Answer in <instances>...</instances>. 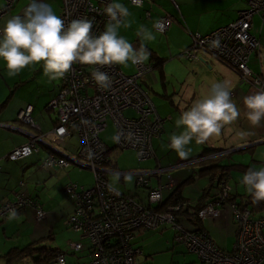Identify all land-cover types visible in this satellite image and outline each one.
<instances>
[{
  "label": "built area",
  "instance_id": "1",
  "mask_svg": "<svg viewBox=\"0 0 264 264\" xmlns=\"http://www.w3.org/2000/svg\"><path fill=\"white\" fill-rule=\"evenodd\" d=\"M17 0H6L1 15L9 12ZM247 8L239 11L238 17L213 31L193 35L192 44L183 52L187 59L198 60L199 52L206 51L238 70L244 82L251 83L264 91V73H255L249 65L250 59L261 48V38L255 34L256 17L260 31L264 29V0H246ZM111 0H63L61 17L67 25L72 19L88 18L93 21L92 34L99 35L108 22L103 9ZM132 2V0H131ZM133 4V3H132ZM135 5V4H133ZM144 5V0L139 7ZM136 6V5H135ZM147 16L151 11L146 12ZM174 18L165 15L156 23V29L164 33ZM1 29V28H0ZM2 34V33H0ZM135 72L127 74L120 65L104 66L101 71L109 74L111 84L102 89L92 78L97 65L74 64L72 69L61 77L58 94L49 103V108L57 114L53 130L47 135H37L32 142L14 149L11 160H19L37 152L38 141L44 137L54 147L43 159L44 167L61 169L70 165V160L61 152L89 166L95 176L94 185H84L69 181L64 189L75 200V209L67 217V223L75 231L83 233L90 243L91 264H136V258L143 253L137 244L138 232L143 229L156 230L169 225L175 231V241L183 244L188 251L198 255L205 264H264V212L253 210L251 206H242L233 201L232 210L237 224V240L233 250L220 248L209 233L203 229L191 228V218L198 210L184 201L169 204L164 211L156 209L164 197V188L174 186L169 170L172 166L158 165L154 169L135 170L138 186L149 188L148 202L145 203L130 193L115 187L109 175L121 171L110 167L114 161V148L101 138V132L112 119L116 126L115 147L136 150L140 162L156 156L154 139L159 137L166 118L160 116L152 96L144 86L143 78L154 65L149 62L134 64ZM133 109L135 115L125 111ZM34 106L29 104L19 113V119L31 126H37L33 115ZM78 138V146L73 140ZM70 148L72 153L60 149ZM126 172H123V174ZM167 174L169 183L152 186L151 176ZM228 180H220L223 187L220 196L231 194ZM227 185V186H225ZM219 198V197H218ZM21 208H33L38 220L47 217L45 208L36 199L20 192L14 199L0 205V216H9L10 210L17 212ZM218 207L205 205L199 217L216 213ZM198 213V212H197ZM85 242L72 243L74 251L83 250ZM137 244V245H136ZM55 264H69L67 254L59 252Z\"/></svg>",
  "mask_w": 264,
  "mask_h": 264
},
{
  "label": "crops",
  "instance_id": "2",
  "mask_svg": "<svg viewBox=\"0 0 264 264\" xmlns=\"http://www.w3.org/2000/svg\"><path fill=\"white\" fill-rule=\"evenodd\" d=\"M30 2L31 0H17L9 12L1 15V9L6 4V0H0V24L3 26L9 17L22 14L23 10ZM44 2L51 5L53 11L57 15V10L59 9L61 16L63 0H44ZM116 2L124 4L130 13L128 17L124 18V23L121 24V27L118 30V35L123 36L130 43H132L134 48H139L141 45H143L146 46L151 52V56L146 62L153 63L154 69L144 77L143 82L145 86L149 88V92L160 116L164 118L170 116V113L176 109L174 108L176 102H179L178 104L184 103L186 108L191 107L192 104L199 99V94L201 91L204 89L205 91L208 90L206 86L201 85L199 81H201V83H206V76L216 74L217 79L215 81L213 80L212 84L217 82H227V85L231 91V98L236 103V106L240 112V115L236 120L235 129H232L230 125H228L227 135H229L230 140L225 144L231 146L232 149H224L226 150L225 152L233 153L235 152L233 149L240 145H245L250 142L264 139V120L261 121L259 126H253L247 119V113L249 110L244 104V98L259 92V89L251 83L244 82L238 70L218 59L209 52L200 51V61L187 59L183 56L184 50L192 44L193 35L195 33L199 32L206 34L220 26L234 21L238 17L239 11L247 8L248 5L246 0H144V5L142 7L133 5L131 0H116ZM147 11H151L150 16L146 15ZM165 15L173 16L174 20L170 27L164 33H162L157 31L156 23L159 18ZM255 21L256 24L254 32L260 36L262 44L258 52H255L252 55L249 65L255 73L260 74L264 73V29H262V31H257L259 24L258 17H256ZM125 23L129 24L130 26L125 27ZM141 27L149 30L154 36V39L148 40L143 38L142 35H138ZM157 58H162L163 62L157 63ZM120 67L127 74H132L135 72V66L131 63V61L120 65ZM213 70H216L214 74L212 72ZM207 71L210 74H208ZM18 75H9L5 63L1 62L0 60V105L6 103L3 109L0 107V205L10 199H14L18 193L25 192L29 195H32L33 197H36V201L40 203L47 211V217L45 219L38 220L33 208H21L17 211L18 215L15 219L10 220L8 219V216L2 217L0 219V231L3 235H6L10 238L13 233L16 232L15 229L17 228V234L19 232H24L25 236L27 237L22 238L21 241L14 239L5 241L4 245L0 242V256H3V254L12 248V246L24 247L25 245L41 238L43 243L46 242V239H44V225L54 228L53 219L57 214L56 211H58L56 208L60 207V211L65 212L68 217L75 209V202L70 196L71 204H68L67 206L65 203H63V205L54 199H44V176L47 175L46 178H49L48 180H57L58 177L65 178L64 175L67 174V181L65 182L66 185L72 180L73 175H77L78 173L70 170L72 167L71 164L74 165V169L78 168L79 166L82 167L72 160L70 161V165L63 169L59 167H56L52 170L46 169L42 159L47 156L52 148H49L46 144H44V137H42V139H40L37 143L39 150L34 152V154L31 156L24 157L19 160H11L9 158V154L14 149L32 142L33 137L31 135H47L51 130H53L57 121V114L49 108V103L59 92V82L61 78L52 80L46 76L43 71V62L29 65L28 67L24 68L23 71L21 70ZM193 79H197L196 85L193 84L194 81L190 82ZM180 98L184 102H181ZM29 104H33L34 106L33 115L37 120V126H31L20 120L18 117L20 111ZM44 112H47L50 116V122L44 118ZM164 130L165 125L161 135L155 138V158L147 160L148 163H145L142 169L150 170L154 169L158 165H161L158 153L162 152L161 149L163 150V147L167 148L170 146V144H167V137ZM169 138H171V135ZM45 141L49 143L47 139H45ZM60 146V149L64 151L66 150L64 149V145ZM196 147L197 146L190 147L191 152L196 150ZM67 149L68 150L66 151L68 153H72L70 148ZM215 150L216 149L214 148L205 149L202 152L205 154L207 152L213 153L219 151ZM246 150H250V152L253 154L252 162H250V164L256 165L257 163L264 161V145L261 144ZM204 154H202L200 157L188 156L184 159L180 158L182 160H180L178 163L168 165L172 166L169 172L172 175L174 186H166L164 188V197L162 202H165L167 198L170 197L174 192H178L181 193V195L184 197V200H188L190 206L192 207V205L199 204V202L202 201L203 197L206 195L208 196L203 201L211 202L212 199L214 200L215 198L213 196L220 192L218 190V184L223 177H226L228 180V185H231L230 180L233 177L232 173L238 169H224L223 167L229 164L238 163V161L213 164V162L209 163L207 161L208 156H205ZM218 155L219 153L217 156ZM38 160H42V164L39 162L40 166L38 168L36 167L33 171L26 170L30 167V165L33 166L32 164ZM193 162H197L196 168L189 166L190 163ZM35 165L38 166L37 164ZM110 167L119 169L118 161L115 158L110 164ZM203 167H209V169L201 172L200 170ZM49 171H55L58 173V177L54 176L50 178L51 176L48 173ZM132 172L134 171L127 170L126 173L120 174V183L125 180L124 176L126 174H132ZM212 172L213 175L212 178H210L209 176ZM34 173H38V176L35 178H33L35 175ZM187 173L192 175L183 181ZM195 173L200 177H209L210 182V184L201 191V196L197 202H193L183 192L185 184L192 183L196 180L194 177ZM114 174L118 173L114 172L110 175ZM155 176L156 175L151 176L152 186H157L160 184L166 185L169 183L168 176L164 173L159 177L157 176V183L154 184L152 182V178ZM31 178L38 180H36L37 183L35 186H33V190H31L30 187L31 182L27 181V179L30 180ZM124 186V188L119 189L125 193L127 192L132 194L137 199L145 203L148 202V187L136 185V188L133 190L132 188L127 187L125 183ZM140 187L146 188V190H148L145 196L141 194L142 192L139 190ZM178 187L180 188L178 189ZM230 188L232 201L242 202L243 199L247 198L246 194H235L232 187ZM177 189L178 191H176ZM218 212V216L211 219H221L225 213L230 214L232 218L231 221L235 227V234H237V222L230 208L227 205L221 204L218 206ZM209 219L210 218L204 219L203 224L200 223V225L196 224L195 219H191L189 225L193 229L199 228L207 231L220 248L227 250L226 244L216 241L212 236V231L207 225ZM192 225L197 227H192ZM168 227L169 226H163L157 229L156 232L160 230L163 231ZM144 231L152 230L141 229L138 232L136 242L138 240L140 242L141 238H146L145 236L148 233ZM10 233L11 236L9 235ZM81 236L82 235H80V238L76 241L83 240ZM139 244L143 249L142 241ZM22 262L25 264H34L30 257L25 258L22 260ZM7 263L10 264L8 261Z\"/></svg>",
  "mask_w": 264,
  "mask_h": 264
},
{
  "label": "clouds",
  "instance_id": "3",
  "mask_svg": "<svg viewBox=\"0 0 264 264\" xmlns=\"http://www.w3.org/2000/svg\"><path fill=\"white\" fill-rule=\"evenodd\" d=\"M132 3L139 7L142 0H132ZM103 11L108 22L99 35H93L91 19H72L66 25L51 5L44 0H31L22 14L9 17L0 29V60L4 61L11 76L18 75L29 65L43 62L44 74L52 80L63 77L74 64L97 65L99 67L92 72V78L102 89H107L111 79L101 68L123 65L128 61L141 64L149 59L151 52L143 45L134 48L132 43L118 35L124 18L130 15L124 4L111 0ZM124 26L130 25L125 23ZM138 35L154 39L152 33L143 27ZM244 104L249 110L247 119L253 126H259L264 120V91L246 96ZM239 115L227 82L214 83L208 95L182 112L176 125L185 130L171 136L170 147L180 158H187L191 152L187 146L193 139L203 143L213 135H219L224 126L235 122ZM126 179L131 182L132 177ZM241 183L254 203L264 200V167L258 170L249 168ZM17 215L12 209L8 219H15Z\"/></svg>",
  "mask_w": 264,
  "mask_h": 264
},
{
  "label": "rangeland",
  "instance_id": "4",
  "mask_svg": "<svg viewBox=\"0 0 264 264\" xmlns=\"http://www.w3.org/2000/svg\"><path fill=\"white\" fill-rule=\"evenodd\" d=\"M54 6H56V5H54ZM57 12H58V15H60L59 9L57 10ZM0 28L1 29L3 28V26L1 24H0ZM257 31H260V23L258 24ZM263 32H264V30H263ZM1 62H4V61L1 60ZM208 70L211 71L210 69H208ZM22 71H23V69H22ZM127 72H129V71H127ZM212 72L214 74V72H216V70H213ZM208 74H210V73L208 72ZM216 76H217L216 74L206 76L207 77L206 83H201V81H199L201 85H205L206 88L208 89L207 91H205V89L201 91V93L199 94V99L205 97L206 95H208L210 93L212 82H213V80L215 81L217 79ZM18 77H19V75H18ZM220 79H222V78H220ZM190 82H193V84L196 85L197 79H193ZM59 83H61V80ZM180 101L184 102L181 98H180ZM178 103L179 102L175 103L174 108H176V109L170 113V116H167V118H166L167 121L165 122V130L164 131H165V135L167 137L166 138L167 144H170V138H169L170 135L172 136V134H174V133L179 134L180 132L185 130L183 126L177 127L176 121L180 118L182 112L185 110H188L190 107L186 108V105L184 103H182V104H178ZM125 113L127 115H135L136 111L133 109H127L125 111ZM44 115H45L44 118L48 122H50L51 119H50V116L48 115V113L44 112ZM235 126H236V121L233 122L232 124H230V127L232 129H235ZM231 128H230V131H231ZM227 130H228V125H225L224 128L221 130V133L219 135H213L212 137H210L208 140H206L203 143H197L196 140L193 139L192 142L187 147L190 148L192 146H197L196 148L198 150L196 148H194L196 150H193L192 152H190L189 156H194V157L199 156L200 157L202 154H204L202 152L203 150L214 148V149H216L215 151H217V150H219V151L213 152V153L207 152L204 154L205 156H208L207 161L209 163L213 162V164H217V163H229V162H233V161H238V162L248 164V163L252 162L253 154L250 152V150H242V151H237V152L235 151L233 153H226L225 152L226 150L232 149L231 146H228L225 144V143H227V141L230 140L229 135H227V133H228ZM115 131H116L115 123L112 119H109L108 120V126L104 130H102V132H101V138L110 147L114 148L115 159L118 161V167H119L120 171L126 172L127 170L128 171H135V170L142 169L144 167V164L148 163V161L145 160V161L140 162L138 159V154H137L136 150H134V149H131V148L120 149V148L115 147V140H114ZM73 141H74V144L76 146H73L72 148L76 151L77 146H78V138L75 136L73 138V140H71V142H73ZM154 142H155V139H154ZM262 145H264V144H262ZM224 149H226V150H224ZM161 151L162 152L158 153V156H159V159H160L159 161L161 162L162 166L173 165L175 163H178L180 160H182V159H180V157L178 156L176 151L172 150L170 146H168L167 148L163 147V150L161 149ZM211 151H213V150H211ZM218 153H219V155L217 156ZM42 160L35 161L34 164H32L33 166L30 165V167L27 168L26 170L27 171L35 170L36 167L38 168L40 166L39 162L42 164ZM199 163H201V162H199ZM35 164H37L38 166H36ZM71 165H72V167L70 168V170L74 171V172H78L77 175H73L72 181H76V182H79L80 184H85L87 186L95 184L96 176L91 169L80 167V166L78 168L74 169V165L73 164H71ZM196 165H197V162H193V163H190L189 166L192 168H196L197 167ZM185 166H188V165H185ZM255 166L257 169L264 167V161L257 163ZM46 169L52 170L50 168H46ZM215 169H217V168H215ZM48 173L51 176L50 178H52L54 176L58 177V173H56L55 171L54 172L49 171ZM120 174L121 173L110 175L112 183L114 185H116L118 188H124L125 187L124 183H125L127 187H130L134 190L136 188V185H137V176L132 175V174H126L124 176L125 180L122 181V183H120V179H121ZM165 175H166V173H165ZM190 175H192V174L187 173L185 175V178L183 179V181L185 179H187ZM212 175H213V172L210 174L209 177L212 178ZM232 175H233V177L230 180L231 181L230 187H232L233 192L235 194H237V193L246 194L247 193L246 188L241 183L242 178H243V173L239 172V170H237V171H233ZM36 176H38V173H36L33 178H35ZM128 176L132 177L131 182H129L126 179V177H128ZM46 177H47V175L44 176V199H49V200L54 199L56 201H59L61 204L65 203L66 206L68 204H71V198L65 192V189H64L65 182L67 181L66 180L67 174L64 175L65 178H62V177L59 178L58 177L57 180H48L49 178H46ZM194 177L196 180L192 183L185 184V186L183 188V192L193 202H197L199 197L201 196V193H202L201 191L204 188H206L210 184V182H209V177H205V176L200 177V176H197L196 173H195ZM27 178H29V177H27ZM33 178H31L30 180L27 179V181L31 182V184H30L31 190H33V188H34L33 186H35L37 183L36 182L37 179L35 180ZM190 178H192V177H190ZM152 179H153L152 182L154 184L157 183V176L153 177ZM225 186H227V185H225ZM222 189H223V187H221V183L219 182L218 190L222 191ZM139 190H140V192H142L141 194L143 196H145L147 194V191H148V190H146V188H143V187H140ZM212 191H214V190H212ZM225 193H226V189L224 188L223 197H221L219 195L218 196L219 198H216V199L212 200L211 202L203 201L207 198L208 195H206L205 197H203V200L201 201V203L205 204L206 206L208 203L213 204L215 206V208L220 206L221 204H224V205H227L230 208V210L233 212V210H232L233 201L231 199L232 194L224 195ZM183 201H184V203L189 204L188 200H183ZM63 205H60V206H63ZM203 208H205V206ZM57 209H58V211H56L57 214L54 216L55 218L53 219L54 220V223H53L54 228H51L50 226L44 225V237L46 239L45 244L49 245L52 248L61 249L60 252H65L67 254V259H68L69 264H91L92 255H90V249H89L90 243H89V241H87V239L83 236V233H80L79 231H75L72 227H70L67 223V214L65 212H61L60 207H57L56 210ZM202 209L198 210L197 211L198 213L195 212L193 215L188 214V216H190L192 219H195L196 224H199V225H200V223L203 224L204 219L210 218L208 220L207 225L212 231V236L214 237V239L216 241H219V242H222L223 244H226L227 250L231 251L234 248L235 241H236L235 227L231 221L232 220L231 215L225 213V215L222 216L221 219H219V218H216L215 220L211 219V218H215L218 216L219 212L216 211V213L208 214V215L204 216L203 218H201V217H199V212ZM1 218L2 217L0 216V219ZM190 221H191V219H190ZM167 226H169V225H167ZM192 227H197V226L192 225ZM16 229H15L16 232L13 233L12 236H11V233L9 234L11 236L10 238L6 235H3L2 232L0 231V242L4 245L5 241H10L12 239L21 241L22 238L27 237V236H25L24 232H19L17 234L18 230H16ZM144 232L148 233L145 236L146 238H141L144 252L137 256L136 264H189L193 261L196 262L197 264H201V260L197 254L188 251V249L183 244L175 241V231L171 227H168V228L164 229L163 231L160 230L157 232L156 231H144ZM80 235H82L81 238L83 239V241L84 242L86 241L84 244V248L81 251L80 250L74 251V249L72 248V243H73V241L78 240L80 238ZM27 241H29V240H27ZM137 242H138V245L140 246L139 240ZM12 247H14V246H12ZM54 261L55 260L50 261V262L45 263V264H55ZM0 264H8L6 258H4L3 256H0ZM13 264H25V263L20 261V262H15Z\"/></svg>",
  "mask_w": 264,
  "mask_h": 264
},
{
  "label": "trees",
  "instance_id": "5",
  "mask_svg": "<svg viewBox=\"0 0 264 264\" xmlns=\"http://www.w3.org/2000/svg\"><path fill=\"white\" fill-rule=\"evenodd\" d=\"M157 59H158L157 60L158 61L157 63L163 62V59L162 58H160V59L157 58ZM149 63H151V62H149ZM155 65H157V64H155ZM143 81H144V78H143ZM144 86H145V84H144ZM147 89L149 90V88H147ZM5 105H6V103L0 105V107L3 109L5 107ZM214 167H216V166H214ZM223 168L224 169L236 168L239 171H241L243 174L249 168H255V169H257L256 166L253 165V164H250V163L246 164V163H242V162L229 164V165L224 166ZM208 169H209V167L208 168L203 167L200 171L203 172V171H206ZM109 177H110V175H109ZM179 188L180 187H178V189ZM178 189L176 191H178ZM220 194H221V191L217 195L219 196ZM217 195H214L213 197L216 199V197H218ZM246 196H247L246 199H243L242 202H239L242 206H248L249 205V206H251L253 208V210H256L257 212H260V213H263L264 212V200H261L259 202H255L254 203L253 202V197L251 196V194L246 193ZM34 198H36V197H34ZM183 200H184V197L181 195V193L174 192L170 197L167 198V200L165 202H162L161 204L157 205L156 206V209L158 211H164L169 204H177L179 202H182ZM74 202H75V200H74ZM204 206H205V204L201 203V201H200L199 204L192 205V208H195L196 210H200ZM186 219L189 220V219H192V218H189L188 217ZM187 223H188V226H189V222H187ZM147 230H149V229H147ZM150 230H152V229H150ZM156 230H152V231H156ZM60 251H61V249H59V248H52L49 245L43 243L42 238H41V239H38L36 241H33V242L25 245L24 247H19V246L12 247L9 251H7L5 254H3V257L6 258V260L10 264H13L15 262H20V261L24 260L27 257H30L32 259V262L34 264H45V263H48L50 261L55 260L56 256L58 255V253ZM67 261H68V259H67ZM189 264H197V263L196 262H191ZM201 264H205V263H203L201 261Z\"/></svg>",
  "mask_w": 264,
  "mask_h": 264
},
{
  "label": "water",
  "instance_id": "6",
  "mask_svg": "<svg viewBox=\"0 0 264 264\" xmlns=\"http://www.w3.org/2000/svg\"><path fill=\"white\" fill-rule=\"evenodd\" d=\"M200 60H201V57H200L198 60H195V61H200ZM30 135H31V134H30ZM31 136H32L33 138L36 137V135H31ZM42 141H43V140H42ZM44 144H46L49 148L54 149V147H53L51 144L47 143L45 140H44ZM261 144H264V139L257 140V141H254V142H250V143L245 144V145H240V146L234 148L233 151H236V152H237V151H242V150H246V149H249V148H251V147L261 145ZM60 154L63 155V156H66L70 161L73 160V161H75L77 164H81L80 162H78L77 160H75L74 158H72L70 155L65 154L64 152H61ZM83 166L89 168V166H87V165H84V164H83ZM122 173H123V172L121 171V174H122ZM132 174L136 175V172H132ZM136 176H137V175H136Z\"/></svg>",
  "mask_w": 264,
  "mask_h": 264
}]
</instances>
